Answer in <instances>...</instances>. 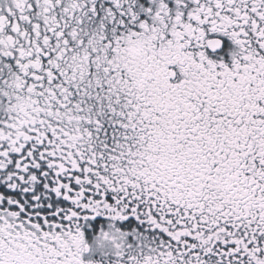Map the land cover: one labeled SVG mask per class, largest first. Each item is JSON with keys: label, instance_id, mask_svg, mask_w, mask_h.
<instances>
[{"label": "snow or ice", "instance_id": "6c2138e0", "mask_svg": "<svg viewBox=\"0 0 264 264\" xmlns=\"http://www.w3.org/2000/svg\"><path fill=\"white\" fill-rule=\"evenodd\" d=\"M0 264H264V0H0Z\"/></svg>", "mask_w": 264, "mask_h": 264}]
</instances>
